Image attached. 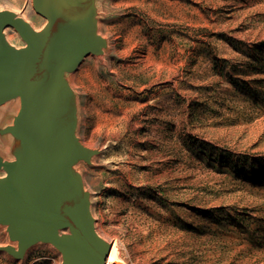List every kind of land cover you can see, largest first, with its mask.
<instances>
[{
    "label": "rangeland",
    "instance_id": "1",
    "mask_svg": "<svg viewBox=\"0 0 264 264\" xmlns=\"http://www.w3.org/2000/svg\"><path fill=\"white\" fill-rule=\"evenodd\" d=\"M96 7L105 53L67 78L77 137L98 151L75 167L97 233L119 238L121 264H264V0ZM2 10L36 30L46 23L32 0H0ZM5 36L25 46L13 28ZM19 108V100L0 107V128ZM12 141L0 136L6 160ZM11 243L0 226V246ZM0 264H62V256L38 243L20 260L0 251Z\"/></svg>",
    "mask_w": 264,
    "mask_h": 264
},
{
    "label": "water",
    "instance_id": "2",
    "mask_svg": "<svg viewBox=\"0 0 264 264\" xmlns=\"http://www.w3.org/2000/svg\"><path fill=\"white\" fill-rule=\"evenodd\" d=\"M32 6L46 20L40 30L0 11V107L20 101L12 124L0 128L13 140V160L0 155V226L17 248L0 251L20 260L44 243L59 251L62 264H106L112 245L97 233L90 193L75 168L91 164L98 151L77 137V98L67 78L107 47L96 0H32ZM10 26L25 46L8 42Z\"/></svg>",
    "mask_w": 264,
    "mask_h": 264
},
{
    "label": "bare ground",
    "instance_id": "3",
    "mask_svg": "<svg viewBox=\"0 0 264 264\" xmlns=\"http://www.w3.org/2000/svg\"><path fill=\"white\" fill-rule=\"evenodd\" d=\"M8 28H13V27H8ZM7 29V28H6ZM5 29V30H6ZM14 29V28H13ZM15 30V29H14ZM104 53H105V49H104V51H103V55H104ZM89 56H93V57H98V56H95V55H93V54H89L87 57H89ZM100 57V56H99ZM86 58V57H85ZM84 58V59H85ZM83 59V60H84ZM82 63V62H81ZM80 63V64H81ZM80 66V65H79ZM78 66V67H79ZM78 69V68H77ZM76 69V70H77ZM75 70V71H76ZM73 73V72H72ZM16 100H19V99H16ZM131 146V145H130ZM131 150V149H130ZM0 151H2L4 154H6V153H8V149H6V148H0ZM131 152V151H130ZM130 157V156H129ZM79 164V163H78ZM76 167V166H75ZM123 173H125V172H123ZM128 178V177H127ZM129 183V182H128ZM145 221V220H144ZM137 226V225H136ZM147 227V226H146ZM153 227H155L154 225H153ZM141 228V227H140ZM149 229V228H148ZM147 233V232H146ZM148 233H149V231H148ZM147 233V234H148ZM143 235V234H142ZM145 235V234H144ZM138 237V236H137ZM143 237V236H142ZM121 238V237H120ZM150 241V240H149ZM137 242V241H136ZM152 242V241H151ZM157 242V241H156ZM126 244V243H125ZM9 245H12V246H14L15 248H17V243L16 242H12L11 244H9ZM111 245H112V248H111V252H110V255H109V257H108V259H107V262H106V264H121V263H123L124 262V260L122 259V257H121V254H122V250H121V245H122V242L119 240V238H115L114 240H113V242L111 243ZM148 247V246H147ZM141 248V247H140ZM139 248V249H140ZM143 248V247H142ZM149 248V247H148ZM154 248V247H153ZM134 250H135V248H134ZM151 250V249H150ZM136 263H138V262H136Z\"/></svg>",
    "mask_w": 264,
    "mask_h": 264
}]
</instances>
